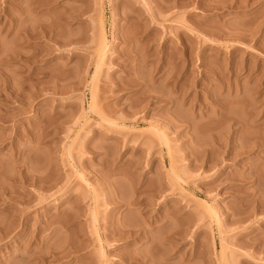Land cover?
Wrapping results in <instances>:
<instances>
[{"label":"rangeland","instance_id":"rangeland-1","mask_svg":"<svg viewBox=\"0 0 264 264\" xmlns=\"http://www.w3.org/2000/svg\"><path fill=\"white\" fill-rule=\"evenodd\" d=\"M11 1L0 264H264V0Z\"/></svg>","mask_w":264,"mask_h":264},{"label":"bare ground","instance_id":"bare-ground-1","mask_svg":"<svg viewBox=\"0 0 264 264\" xmlns=\"http://www.w3.org/2000/svg\"><path fill=\"white\" fill-rule=\"evenodd\" d=\"M12 1H13V0H12ZM12 1H11V2H12ZM15 1H16V0H15ZM21 1H22V0H20L19 3H20ZM16 2H17V1H16ZM54 2L57 3L58 1H57V0H54ZM16 5H19V4L16 3ZM36 7H38V6H36ZM35 9H37V8H35ZM196 80H197V79H196ZM197 88H198V82H195V84H194V89L197 90ZM196 92H197V91H196ZM171 102H172V101H171ZM179 105H180V104H179ZM253 115H254V114H253ZM173 122H174V121H173ZM177 122H178V121H177ZM170 123H172V121H171ZM175 123H176V122H174V124H175ZM172 124H173V123H172ZM175 125H176V124H175ZM175 125H174V126H175ZM239 138H240V137H239Z\"/></svg>","mask_w":264,"mask_h":264}]
</instances>
